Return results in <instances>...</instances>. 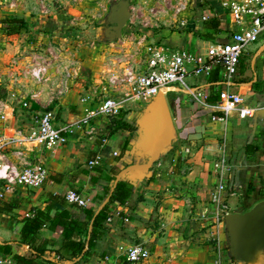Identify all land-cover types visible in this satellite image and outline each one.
I'll return each instance as SVG.
<instances>
[{
  "label": "crops",
  "instance_id": "1",
  "mask_svg": "<svg viewBox=\"0 0 264 264\" xmlns=\"http://www.w3.org/2000/svg\"><path fill=\"white\" fill-rule=\"evenodd\" d=\"M33 1L39 3V0H0V19H25L29 28V18L35 13L30 8ZM194 1L202 10L198 24L196 13L188 10L191 23L187 28L161 31L156 37L160 45L199 54L215 42L229 41L235 24L221 0ZM200 22L205 23L203 32L190 30H199ZM212 22L217 24L216 28ZM8 26L1 22L0 32H6L4 27ZM10 29L15 28L10 26ZM23 31L0 34V98L8 101L11 115L5 122L0 119V136L14 139L8 151L12 160L17 161L16 150H23L25 160L45 164L50 179L40 189L19 187L14 192H6L0 205V242L12 243L13 254L30 256V248L19 244L23 218L35 209L45 210L52 194L65 196L69 190L90 199L88 208L100 209L107 199L109 180L124 169L133 156L132 148L122 154L130 134L119 126L121 122L131 124L127 120L131 115L123 118L124 112L116 118L96 121L93 137L75 132L66 144L52 147L27 141L44 108L35 103L31 108H24L19 97L9 98L12 97L9 93L11 62L31 46ZM201 33L206 35L199 36ZM215 74L209 78L189 77L194 90L207 92L206 101L210 105L219 100V88L208 82L217 76ZM233 90L243 96L246 105L261 108V111L247 119L235 114L227 126L211 120L213 108H202L187 95L173 97L172 113L178 132L173 154L155 164L151 179L134 183L133 196L126 204L115 203L111 207V221L105 222L106 234L97 241L91 254L77 264H130L121 248L136 244L145 245L151 252L150 259L141 264H239L229 254L226 225L221 233V261L217 263L219 245L214 239L216 228L211 194L217 184L216 164L222 157L221 147L226 138L223 155L229 166L227 184L231 195L227 200L230 213H245L264 200V38L250 53L242 56ZM29 91L30 88L25 87L21 92L27 94ZM80 91L76 87L71 94L49 106L57 115L58 126L78 121L82 109ZM17 94H21L19 90ZM104 138L106 143H103ZM97 156L101 164L90 167V160ZM70 206L75 219L85 220V208ZM62 230L57 227L55 231L47 228L41 231L40 241L47 253L37 260L38 264H58L56 250L63 241ZM106 256L110 260L107 261ZM0 264L13 262L10 257H0Z\"/></svg>",
  "mask_w": 264,
  "mask_h": 264
},
{
  "label": "built area",
  "instance_id": "2",
  "mask_svg": "<svg viewBox=\"0 0 264 264\" xmlns=\"http://www.w3.org/2000/svg\"><path fill=\"white\" fill-rule=\"evenodd\" d=\"M227 8L235 30L228 42H215L205 52L170 49L166 45L148 44L142 54L136 57L129 52L110 54V42L101 49L103 66L86 73L81 60L68 57L62 44H44L40 49L23 50L12 60L10 66L11 89L13 98H20L24 108L38 104L44 111L39 114L37 126L31 130L27 141L47 147L66 144L75 132L85 136L95 135V123L102 118H116L123 111L142 110L154 97L176 91L183 87L186 94L202 108H213L211 120L227 126L233 115L241 119L256 116L261 108L245 104L240 93L233 90L242 56L252 44L264 38V0H221ZM187 4L176 9L179 16L187 11ZM43 14L49 15L44 7ZM205 19V18H204ZM180 25L187 27L188 21L180 18ZM100 56V54H99ZM137 58V60L135 59ZM139 58V59H138ZM219 75V100L215 105L207 103L206 91L194 90L188 83L190 76L209 78L215 72ZM30 91L25 94L24 88ZM79 88L80 116L77 122L63 127L57 125V115L49 106L71 94ZM17 90L21 94H17ZM8 101L0 98V119L10 118ZM226 131L224 132V137ZM14 139L0 136V205L6 198V192L17 188L40 189L49 181L50 173L42 161L25 160V152H14L17 161L8 156ZM106 143V139H103ZM226 138L223 139L222 157L216 164L217 184L211 194L214 207V239L218 243L217 263L221 261V233L225 217L231 209L227 197L231 190L227 184L229 166L225 153ZM101 164L100 157L89 162L90 167ZM68 204L78 208H88L91 200L75 190L65 194ZM110 217L107 222H110ZM122 253L130 264H141L151 257L148 247L142 244L122 247ZM106 260H110L106 256Z\"/></svg>",
  "mask_w": 264,
  "mask_h": 264
},
{
  "label": "rangeland",
  "instance_id": "3",
  "mask_svg": "<svg viewBox=\"0 0 264 264\" xmlns=\"http://www.w3.org/2000/svg\"><path fill=\"white\" fill-rule=\"evenodd\" d=\"M113 1L118 0H39V3L33 1L30 8L35 11V13H32V18H29L31 28L27 27L25 30L23 29L24 31L21 30L23 31L22 33L26 34V36L24 35L27 38L26 41L31 45L28 51H32L33 48L34 50H41V47L44 46L42 44L44 43H51L54 45L62 44L64 52L68 57L72 56L82 61L86 66L87 74L91 73L89 68L92 70L101 68L104 63L102 50L106 51V48H101L108 44V42H105L104 38H99L97 36L96 27L98 23L103 22L106 18L105 16L109 14ZM130 1L132 17L123 29L122 39L110 42V54L129 52L131 54L130 56L135 55L137 57L139 55L140 57V54L143 53L144 48H146L148 44H160V41H157L156 37L161 31L173 32L185 30L187 27L183 28L180 25V18L189 21L187 23L188 26V24L191 23L190 17L186 13L188 10L196 13L194 17L197 18V24L199 22L198 19L202 18V10L198 8L201 6L198 5L197 1L195 3L194 0ZM180 4H187L188 8L185 13L177 16L176 9ZM44 7L49 11L48 16L42 12ZM6 20L0 19V23ZM199 27V30H190L197 33L203 32L205 23L200 22ZM4 28V30L7 31L0 32V34L10 35L13 30L17 31L8 27ZM204 34L206 35V33ZM204 34L201 33L198 35ZM256 44L257 43L249 46L245 54L250 53ZM135 59L137 60V58ZM186 81L193 87L191 78H187ZM184 92L183 87L178 86L176 91L168 94L171 109L175 106L174 96H189V94ZM9 98L14 99L12 97ZM143 109L127 110L123 112L125 115H131V119L127 120L134 126H137V120L142 114ZM173 152L174 149L172 148L168 153L163 155L162 158H169ZM131 160H134V158L131 157ZM183 167H185L184 164Z\"/></svg>",
  "mask_w": 264,
  "mask_h": 264
},
{
  "label": "water",
  "instance_id": "4",
  "mask_svg": "<svg viewBox=\"0 0 264 264\" xmlns=\"http://www.w3.org/2000/svg\"><path fill=\"white\" fill-rule=\"evenodd\" d=\"M130 0L113 1L107 17L111 27L105 30V42L122 39L123 29L130 21ZM137 133L130 141L134 163L122 169L115 178L110 196L119 182L137 183L154 176L153 168L168 153L178 139L170 102L160 94L143 109L137 120ZM228 250L239 264H264V200L245 213H229L225 217Z\"/></svg>",
  "mask_w": 264,
  "mask_h": 264
},
{
  "label": "trees",
  "instance_id": "5",
  "mask_svg": "<svg viewBox=\"0 0 264 264\" xmlns=\"http://www.w3.org/2000/svg\"><path fill=\"white\" fill-rule=\"evenodd\" d=\"M4 23L9 24V28L10 26H14L17 31L25 29L28 26L25 20L19 18H8ZM212 24L214 28L217 27V24L213 22ZM215 73V76H217L209 79L208 82L212 87L218 89V73L217 71ZM213 102L214 101H211V103ZM122 116L124 118L125 114L123 113ZM120 125L119 129L130 134L122 150V154H125L131 148L130 141L136 135L138 127L127 122H121ZM132 163H134V161L130 160V163H128L126 167ZM116 175L109 180L110 187L106 198L110 196ZM133 193V182L129 180L119 182L110 197L109 203L103 209H84L86 215L85 220H78L73 217L70 210L71 206L67 203L65 196L52 194L50 197L51 202L47 205L45 210L35 209L30 216L22 219L24 225L21 231L19 244L28 246L32 255L13 254L12 243L0 242V257H10L13 264H38L37 260L44 257L47 253L44 243L40 241L39 234L44 228L55 231L57 227H61L63 229V241L61 246L56 250V254L59 258L58 264H77L91 254L97 241L106 234L105 222L109 218L111 207L115 203L120 205L126 204L132 198ZM53 212L54 214H52Z\"/></svg>",
  "mask_w": 264,
  "mask_h": 264
},
{
  "label": "flooded vegetation",
  "instance_id": "6",
  "mask_svg": "<svg viewBox=\"0 0 264 264\" xmlns=\"http://www.w3.org/2000/svg\"><path fill=\"white\" fill-rule=\"evenodd\" d=\"M105 20L101 23H98L96 27V34L99 38H105V30L109 27H111L110 23L107 21V16H105Z\"/></svg>",
  "mask_w": 264,
  "mask_h": 264
}]
</instances>
